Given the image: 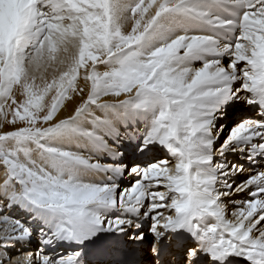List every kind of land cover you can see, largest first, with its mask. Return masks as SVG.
Segmentation results:
<instances>
[{
	"label": "snow or ice",
	"instance_id": "snow-or-ice-1",
	"mask_svg": "<svg viewBox=\"0 0 264 264\" xmlns=\"http://www.w3.org/2000/svg\"><path fill=\"white\" fill-rule=\"evenodd\" d=\"M0 264H264V0H0Z\"/></svg>",
	"mask_w": 264,
	"mask_h": 264
}]
</instances>
